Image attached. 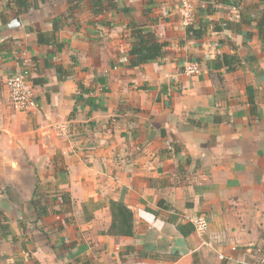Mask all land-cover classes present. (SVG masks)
Masks as SVG:
<instances>
[{
  "label": "crops",
  "instance_id": "obj_1",
  "mask_svg": "<svg viewBox=\"0 0 264 264\" xmlns=\"http://www.w3.org/2000/svg\"><path fill=\"white\" fill-rule=\"evenodd\" d=\"M115 2L0 0V264H264V0H193L200 38L179 0ZM134 24L164 58L131 66Z\"/></svg>",
  "mask_w": 264,
  "mask_h": 264
},
{
  "label": "built area",
  "instance_id": "obj_2",
  "mask_svg": "<svg viewBox=\"0 0 264 264\" xmlns=\"http://www.w3.org/2000/svg\"><path fill=\"white\" fill-rule=\"evenodd\" d=\"M179 4L183 25L189 27L193 18V0H179ZM234 11L237 12V18H240V13L236 7H234ZM183 68L184 73L188 76H198L202 72L200 65L196 62H187ZM7 89L12 109L20 113H29L35 109V92L28 72L24 71L10 77L7 82ZM61 128L63 131L66 130L64 126ZM184 220L193 224L196 233L202 236L208 233L209 223L205 216H186Z\"/></svg>",
  "mask_w": 264,
  "mask_h": 264
},
{
  "label": "trees",
  "instance_id": "obj_3",
  "mask_svg": "<svg viewBox=\"0 0 264 264\" xmlns=\"http://www.w3.org/2000/svg\"><path fill=\"white\" fill-rule=\"evenodd\" d=\"M16 5H27V0H16ZM90 6L92 12L95 16H100L107 11L115 10L117 8V3L115 0H90ZM240 19L245 21L243 14L240 12ZM260 36L264 39V21L259 23ZM187 33L189 37H202L203 33L199 30L194 29L189 26L187 28ZM132 35L135 37V45L130 51L131 66H141L155 60L165 57L166 54V44L161 43L157 40L155 34L141 25L134 24ZM229 55H224V61L226 65L229 63ZM1 230H6L7 227L3 225L1 221Z\"/></svg>",
  "mask_w": 264,
  "mask_h": 264
},
{
  "label": "water",
  "instance_id": "obj_4",
  "mask_svg": "<svg viewBox=\"0 0 264 264\" xmlns=\"http://www.w3.org/2000/svg\"><path fill=\"white\" fill-rule=\"evenodd\" d=\"M18 25H20V21L19 20H16L12 23V26L13 27H17Z\"/></svg>",
  "mask_w": 264,
  "mask_h": 264
}]
</instances>
